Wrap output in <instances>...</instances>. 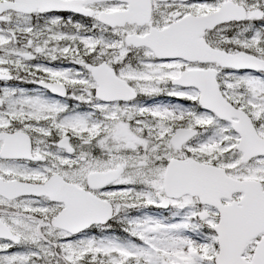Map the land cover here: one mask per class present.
<instances>
[{"label":"snow or ice","instance_id":"obj_1","mask_svg":"<svg viewBox=\"0 0 264 264\" xmlns=\"http://www.w3.org/2000/svg\"><path fill=\"white\" fill-rule=\"evenodd\" d=\"M0 264H264V0H0Z\"/></svg>","mask_w":264,"mask_h":264}]
</instances>
